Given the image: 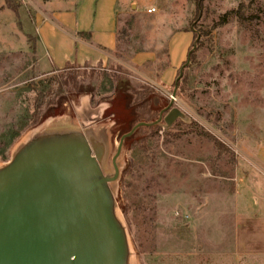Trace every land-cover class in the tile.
Segmentation results:
<instances>
[{
  "label": "rangeland",
  "instance_id": "obj_1",
  "mask_svg": "<svg viewBox=\"0 0 264 264\" xmlns=\"http://www.w3.org/2000/svg\"><path fill=\"white\" fill-rule=\"evenodd\" d=\"M13 1L19 18L0 17V166L41 132L78 129L103 143L111 174L121 136L141 122L134 100L151 91L154 121L171 100L184 117L123 141L110 188L129 264H264V211L254 205L264 187L254 162L264 149V0H202L198 16V0L125 1L110 62L48 74L30 67L28 35L48 0ZM185 29L195 52L173 95L175 82L159 75L169 37ZM69 74L77 88L70 80L39 96Z\"/></svg>",
  "mask_w": 264,
  "mask_h": 264
},
{
  "label": "water",
  "instance_id": "obj_2",
  "mask_svg": "<svg viewBox=\"0 0 264 264\" xmlns=\"http://www.w3.org/2000/svg\"><path fill=\"white\" fill-rule=\"evenodd\" d=\"M172 104L121 136L111 174L101 167L103 143L78 129L44 131L21 145L0 166V264H129L110 188L119 174L116 160L137 128L183 118Z\"/></svg>",
  "mask_w": 264,
  "mask_h": 264
},
{
  "label": "crops",
  "instance_id": "obj_3",
  "mask_svg": "<svg viewBox=\"0 0 264 264\" xmlns=\"http://www.w3.org/2000/svg\"><path fill=\"white\" fill-rule=\"evenodd\" d=\"M125 1L128 0L46 1L28 32L29 37L32 36L34 55L30 67L39 74H48L71 67L86 69L105 66L114 58L119 37V17ZM9 10L12 11L6 7L5 0H0V17L9 15L19 18V8L17 14L14 11L11 14ZM192 40L193 33L187 29L169 37L167 65L159 75L163 86L176 81L177 70L187 58ZM255 158V165L264 174V149L258 150ZM255 189L254 205L260 214L264 211V187L257 186Z\"/></svg>",
  "mask_w": 264,
  "mask_h": 264
},
{
  "label": "trees",
  "instance_id": "obj_4",
  "mask_svg": "<svg viewBox=\"0 0 264 264\" xmlns=\"http://www.w3.org/2000/svg\"><path fill=\"white\" fill-rule=\"evenodd\" d=\"M201 4H202V0H198L197 16L200 14ZM5 5H6V7L11 9L12 11H14L15 14L18 13L19 5L17 3H15L13 0H5ZM238 14H239V11H238ZM225 17L226 16L222 17L221 21H219V24H221L225 21ZM195 37H196V34H193V40H192V44H191L189 51H188V54H187V60L193 58V53L195 52V47H193V42H194ZM185 62L181 65V67L185 64ZM179 72H180V69H179ZM178 75H179V73L177 74V76ZM75 78H76L75 75L69 74L63 80H60V81L56 80L55 78H53L52 80H48L47 85L43 88V90H45V93L39 92V96L44 98L47 93H51L50 92L51 88H54L55 85L57 86L56 93L61 92L63 90L62 89L63 87L72 88L71 85L69 84L70 80L73 81L72 85L74 86L73 88L75 89V88H77V85H78ZM179 80L177 82V87H178ZM175 83H174V86H175ZM150 94H151V91H147L139 99L134 100V104H139V106L136 107V109H138L139 107H143V109H144V111L141 114L138 113V120H141V121L146 122V123L153 122L155 117L158 115V113L154 112L151 109L150 97H148V96H150ZM38 107H39V105H38ZM140 128H146V129L154 130V129H158L159 126L158 125H149V126H141ZM195 133L199 134V135H203V136H208V134L201 129H200V131L195 132Z\"/></svg>",
  "mask_w": 264,
  "mask_h": 264
},
{
  "label": "built area",
  "instance_id": "obj_5",
  "mask_svg": "<svg viewBox=\"0 0 264 264\" xmlns=\"http://www.w3.org/2000/svg\"><path fill=\"white\" fill-rule=\"evenodd\" d=\"M154 10V8L148 9V12H152Z\"/></svg>",
  "mask_w": 264,
  "mask_h": 264
},
{
  "label": "flooded vegetation",
  "instance_id": "obj_6",
  "mask_svg": "<svg viewBox=\"0 0 264 264\" xmlns=\"http://www.w3.org/2000/svg\"><path fill=\"white\" fill-rule=\"evenodd\" d=\"M113 166V165H112ZM102 167V166H101Z\"/></svg>",
  "mask_w": 264,
  "mask_h": 264
}]
</instances>
